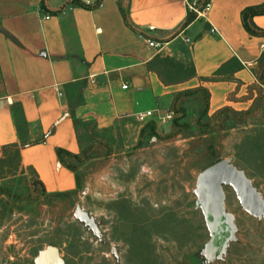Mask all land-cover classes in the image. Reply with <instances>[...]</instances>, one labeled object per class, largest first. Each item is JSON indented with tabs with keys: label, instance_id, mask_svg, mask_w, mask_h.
Wrapping results in <instances>:
<instances>
[{
	"label": "crops",
	"instance_id": "0c3cea01",
	"mask_svg": "<svg viewBox=\"0 0 264 264\" xmlns=\"http://www.w3.org/2000/svg\"><path fill=\"white\" fill-rule=\"evenodd\" d=\"M72 1L0 0V149L21 144L18 104L28 143L20 164L47 192L76 189L56 153H81L73 118L111 131L130 150L151 124L157 135L172 132L185 92L209 93L208 117L230 108L249 118L264 102V37L250 35L241 18L264 0H209L201 11L204 0H78L100 4L94 9ZM189 6L197 17L183 27L195 12ZM252 23L264 30V15Z\"/></svg>",
	"mask_w": 264,
	"mask_h": 264
},
{
	"label": "rangeland",
	"instance_id": "374dc122",
	"mask_svg": "<svg viewBox=\"0 0 264 264\" xmlns=\"http://www.w3.org/2000/svg\"><path fill=\"white\" fill-rule=\"evenodd\" d=\"M176 109L174 118L186 129L175 137L160 131L130 150L116 138L109 155L95 150L79 166L82 189L70 196H45L15 149H0V264H35L48 246L60 250L65 264H264V219L245 212L230 187H224L225 210L234 241L209 257L211 233L194 193L199 175L225 160L264 204V102L241 124L221 116L225 129L216 121L201 129L202 97H183ZM92 142L84 137L83 145ZM77 207L96 232L75 219Z\"/></svg>",
	"mask_w": 264,
	"mask_h": 264
},
{
	"label": "water",
	"instance_id": "95a60500",
	"mask_svg": "<svg viewBox=\"0 0 264 264\" xmlns=\"http://www.w3.org/2000/svg\"><path fill=\"white\" fill-rule=\"evenodd\" d=\"M224 187L232 188L245 212L256 218L264 219V204L251 181L233 166L230 161H219L204 170L198 177L195 195L202 209L211 233V241L206 247L209 257L221 256L228 244L234 241L235 226L225 210ZM77 221L96 232V224L80 207L74 212ZM111 253L118 258L116 249ZM35 264H65L60 250L48 246L41 252Z\"/></svg>",
	"mask_w": 264,
	"mask_h": 264
},
{
	"label": "trees",
	"instance_id": "16d2710c",
	"mask_svg": "<svg viewBox=\"0 0 264 264\" xmlns=\"http://www.w3.org/2000/svg\"><path fill=\"white\" fill-rule=\"evenodd\" d=\"M208 3H209V0H204L203 5L199 7V11L203 10ZM70 5L78 6V7H82V8H86V9H94L97 6H99L100 4L92 6L89 4H83L78 0H74L70 3ZM122 13H123V16H124L127 24L131 28H133L128 21L127 12L125 10H122ZM262 15H264V6L248 8L242 12L241 18H242L243 26H244L245 30L250 35L256 36V37H264V30L257 28L252 23V19L254 17L262 16ZM196 17H197L196 12L189 13L185 22L183 23V27H186L190 23H192L196 19ZM262 64H263V72H262V75L260 77V80L262 82H264V56H263ZM188 96H192L195 98L202 97V99L204 101L203 115L198 120V123L200 124L201 129H203V130L212 129V124H211L212 121H216L215 124H217L218 126L222 125V129H225L227 127L226 121L225 120H224L225 122L220 121L219 118L221 116L229 115L230 117L227 118L226 120H232V121L236 120L237 121V122L235 121L236 124H241L243 122V120L250 114V112H236L230 108H224L221 111L217 112L212 117H208L207 110H208L209 93L204 89H198V90H194V91L185 92V93L179 95L178 99H181L183 97H188ZM176 108L177 107L175 106L174 112L179 113L178 112L179 110H177ZM13 116L15 119V124H16L17 132H18L21 144H20V146H12L10 148L15 149V151L17 153L18 160L20 161L21 149L28 145V143L25 140V136H26V132H27V123L25 121V118H24V115L22 112V108L20 105L15 104L13 106ZM202 121L207 122L206 126L202 124L203 123ZM73 123H74L75 129L77 131L79 143L81 144V153L79 155H74V154H71V153L66 152L64 150H61V149H58L56 151V153H57V156H58L61 164L75 175L76 189L73 191H69V192L50 193V192H47L44 189V186L38 181V183L42 186L43 193L45 196L59 198V197L70 196V195H73L74 193L80 191L83 186H82V181H81V177L79 174V166L82 165L85 160H89V159L93 158L94 154L92 152H94L95 150H98V149L102 150L103 149L106 151V155H109V152H111V145L110 144L114 143L116 141V138L112 135L111 131L107 130V131H103L102 133H100L99 131H97V129L93 123H85V122H82L76 118H73ZM233 126H235V124L231 125V127H233ZM186 127L187 126L180 124V118H176L173 121L172 132L170 133V135H168V137H175L176 135L179 134V132L186 129ZM82 130H84L85 136L82 134ZM99 135H102L101 138H99ZM147 136H150V137L157 136V134L155 132L154 125L151 124L148 129L145 128L142 131L141 142L139 143V146L142 144L143 139ZM84 137H89V140L93 141L90 144V146L86 147L83 145ZM104 139H107V143L103 142ZM28 169L33 171V173L37 177L35 171L32 168H28Z\"/></svg>",
	"mask_w": 264,
	"mask_h": 264
},
{
	"label": "built area",
	"instance_id": "2783aa9c",
	"mask_svg": "<svg viewBox=\"0 0 264 264\" xmlns=\"http://www.w3.org/2000/svg\"><path fill=\"white\" fill-rule=\"evenodd\" d=\"M189 9H190L191 11H195V12H196V9H195L194 7H192V6H189ZM148 44H149V47H151V48H158V47H159V45L156 44V43L153 42V41H148ZM91 80H92V83H94V79L91 78ZM126 88H127V86H124V87H123V89H126ZM150 116H152V112H147V113H145V114H140L138 117H139V119L144 120V119H146V118H148V117H150ZM171 119H172V116H171V115H168V116L165 118V120H171Z\"/></svg>",
	"mask_w": 264,
	"mask_h": 264
}]
</instances>
